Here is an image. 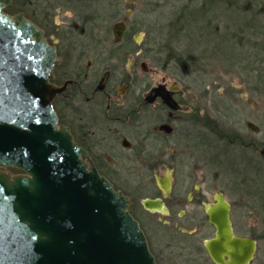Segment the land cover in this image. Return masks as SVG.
Listing matches in <instances>:
<instances>
[{"label":"flooded vegetation","instance_id":"obj_1","mask_svg":"<svg viewBox=\"0 0 264 264\" xmlns=\"http://www.w3.org/2000/svg\"><path fill=\"white\" fill-rule=\"evenodd\" d=\"M22 3L24 11L18 13L40 26L60 60L51 79L62 90L53 101L59 124L70 128L74 142L88 153L87 162L129 198L156 264H177L174 259L193 260L196 255L207 264H216L205 247L206 240L215 235L206 208L216 202L218 192H225H213L210 200L204 170L218 164L222 153L231 154L232 199L225 197L232 228L236 236L256 242L249 263L253 264L262 249L264 253V128L250 122L253 114L242 122H226L224 109L206 111L209 87L197 97L187 75L180 74L179 68L176 71L167 51L142 45L148 36L141 32L131 6L125 10L118 0ZM103 5L107 13L99 11ZM247 8L242 28L252 48L234 50L231 70L249 89L245 100L259 96L264 101V5L251 2ZM106 20L126 26L120 41L113 34L112 48L107 45L110 35L92 32V27ZM133 28L136 33L128 43L125 33ZM233 31V37L242 33L240 26ZM238 96L236 90L232 99L237 101ZM231 102L226 103L233 106ZM256 116L264 125V111ZM179 154H186L190 162L188 176L176 181L174 168L166 169L168 177L166 171L160 175L159 168L172 166ZM163 180L171 183L167 191L161 187ZM147 198L162 200L165 210H147L143 204ZM262 259L264 264V255Z\"/></svg>","mask_w":264,"mask_h":264},{"label":"water","instance_id":"obj_2","mask_svg":"<svg viewBox=\"0 0 264 264\" xmlns=\"http://www.w3.org/2000/svg\"><path fill=\"white\" fill-rule=\"evenodd\" d=\"M11 3L0 0V264H156L129 198L59 124L56 48L23 13H7ZM125 29L114 26L116 41ZM161 187L167 191L170 181ZM214 198L206 209L215 235L206 251L216 264H249L256 242L235 235L225 194ZM143 204L165 210L160 199Z\"/></svg>","mask_w":264,"mask_h":264},{"label":"rangeland","instance_id":"obj_3","mask_svg":"<svg viewBox=\"0 0 264 264\" xmlns=\"http://www.w3.org/2000/svg\"><path fill=\"white\" fill-rule=\"evenodd\" d=\"M112 1L114 0H107V2ZM118 1L121 2V6L125 10L131 6L133 11L137 12L135 19L141 24V32L146 33L148 36V39L143 41L142 45L150 48L154 46L153 48L155 49L167 51V54L172 57L171 62L173 61L172 63L176 71L179 68L180 74L187 75V83L191 84L197 97L206 86L209 87L207 98L204 101L206 111H213L219 107L224 109L222 111L225 116L223 120L226 122H231L232 119L242 122L243 119L247 118L248 114L252 113L253 116L250 115L252 117H249L251 119L250 122L254 126L264 128V125L260 122L261 120L256 116L257 113L262 114L264 111V101L260 100L259 96L252 97L250 102L245 100L243 97L249 89L245 83H240L241 77L233 75L234 69L231 70L233 66L231 57L234 50L248 51L252 46L250 44L251 38L245 35L247 34L244 30L245 28H242L241 19L238 18L239 14H245L241 12L240 6L230 4V1L241 3L244 5L243 12H245L246 10L248 11V3L257 2L262 6V4L264 5V0H136L133 5H128L125 0ZM183 4L189 5L190 10H193L192 15L196 19L191 23L182 20L180 22L177 21ZM202 4H207V6H212L213 8L217 7L216 14H213L212 11L211 13L202 12L200 10L201 7H204ZM13 8L15 11L11 15H16L18 12H23L24 10L21 6L14 5ZM111 9H113V5ZM114 24L115 21L106 20L103 25H96L95 30L92 28L94 30L93 33L110 35V43L107 42L109 48L114 46ZM239 26L242 29V33H236L240 35L238 38H236V34L233 37V30ZM259 42L262 44L261 40ZM163 56L167 58L165 54ZM182 63L186 66V69H183ZM235 86H237V89L234 88ZM236 90L239 96L238 100L234 101L232 98ZM231 101H233V106L229 105L232 103ZM199 103L200 101L197 100V106H200ZM233 108L237 110L233 111ZM237 113L244 115V117L235 118L234 115ZM229 154L222 153L218 164L213 165L208 163L209 166H206L204 170L207 178L205 188L210 200L213 197V192L219 190L224 191L229 200L232 199V162L231 154ZM174 158L175 162L172 166L166 165L159 168V174H164L167 168H174L176 181L182 182L188 176V173L192 171V167L189 165L190 162L186 154H179ZM9 169L11 168L3 170L12 175L18 174ZM151 174L153 176L155 170ZM235 213L237 214L234 218H236L237 224L240 227L239 213ZM163 219L165 220L166 218L164 217ZM161 230L163 231L164 229ZM263 255L262 249L253 264H262ZM174 263L207 264L199 255H196V258L193 260L186 258L174 259Z\"/></svg>","mask_w":264,"mask_h":264},{"label":"trees","instance_id":"obj_4","mask_svg":"<svg viewBox=\"0 0 264 264\" xmlns=\"http://www.w3.org/2000/svg\"><path fill=\"white\" fill-rule=\"evenodd\" d=\"M177 1H179V0H177ZM230 4L231 5H236V6H240V8H241V12L242 13H246V11L245 12H243V9H244V5H242L241 3H236V2H233V1H230ZM14 5L15 6H21L22 7V5H23V3H22V1H17V0H15L14 1V3H13V5H11V6H9V7H7L6 8V12H8V13H10V14H12V13H14ZM202 6H204V7H201V11L202 12H208V13H211V11H212V13L213 14H216V11H217V7H215V8H213L212 6L210 7V6H207V4H202ZM232 10V9H231ZM230 10V11H231ZM24 11V10H23ZM99 11L100 12H104V13H107V11H108V8H105V5H103V8H100L99 9ZM180 11H181V13L178 15V20L177 21H187V22H193L194 21V19H196V18H194L193 17V15H192V12H193V10H190V8H189V5H186V4H183V6H182V8L180 9ZM202 14H204V13H202ZM240 16V17H239ZM239 16H238V18H240L241 19V25H245L246 24V18H247V14H245V15H241V14H239ZM237 17V16H236ZM196 24V23H195ZM192 25H194V24H192ZM92 28H94V30H95V26L94 27H92ZM94 30H92V32L94 31ZM136 33V30L133 28V29H130L128 32H126L125 34H126V37H125V40L129 43L131 40H132V36L134 35ZM13 171L14 172H18L19 170H16V169H13Z\"/></svg>","mask_w":264,"mask_h":264}]
</instances>
